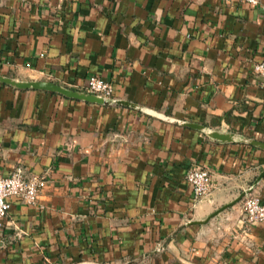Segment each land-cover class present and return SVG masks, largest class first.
I'll use <instances>...</instances> for the list:
<instances>
[{"label": "crops", "instance_id": "1", "mask_svg": "<svg viewBox=\"0 0 264 264\" xmlns=\"http://www.w3.org/2000/svg\"><path fill=\"white\" fill-rule=\"evenodd\" d=\"M261 61L264 0H0V175L47 174L0 264H264L245 197L204 222L264 171Z\"/></svg>", "mask_w": 264, "mask_h": 264}, {"label": "built area", "instance_id": "2", "mask_svg": "<svg viewBox=\"0 0 264 264\" xmlns=\"http://www.w3.org/2000/svg\"><path fill=\"white\" fill-rule=\"evenodd\" d=\"M232 2L233 0H222ZM257 5L260 0H239ZM255 72L261 78L264 88V61L255 64ZM85 89L94 94L109 98L112 96L113 83L100 76H90ZM186 179L192 186L194 199L199 200L211 194L213 184L211 172L207 167L194 166L186 173ZM47 185V174L26 173L22 168H17L7 175H0V229H3L5 220L9 216L11 199L18 198L28 204H36L41 193ZM244 220L247 223H264V202L259 194L249 193L244 198Z\"/></svg>", "mask_w": 264, "mask_h": 264}, {"label": "water", "instance_id": "3", "mask_svg": "<svg viewBox=\"0 0 264 264\" xmlns=\"http://www.w3.org/2000/svg\"><path fill=\"white\" fill-rule=\"evenodd\" d=\"M213 136L216 137V138H220V139H224V138H228L225 134H221L219 132H213ZM264 177V171L258 176L257 180L254 182V185L247 189V190H244L233 202L229 203V204H226L224 205L223 207H221L220 209H218L216 212H214L211 216H209L205 221L209 220L211 217L217 215L219 212H221L222 210H224L225 208L235 204L236 202L242 200L246 195H248L249 193L252 192L254 186Z\"/></svg>", "mask_w": 264, "mask_h": 264}]
</instances>
